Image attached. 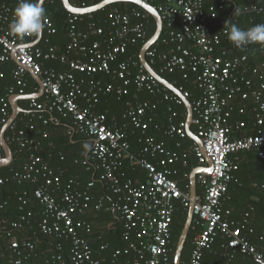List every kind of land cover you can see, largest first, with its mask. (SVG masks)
<instances>
[{
    "label": "built area",
    "instance_id": "built-area-1",
    "mask_svg": "<svg viewBox=\"0 0 264 264\" xmlns=\"http://www.w3.org/2000/svg\"><path fill=\"white\" fill-rule=\"evenodd\" d=\"M155 1L163 30L166 31L163 43L168 47L167 52L159 55L163 61L162 69L168 73L179 71L184 79L193 75L200 91V96L191 102L192 126L203 140L204 148L195 142L190 151L196 155L201 166L206 165L205 154L213 161L210 175H198V183L204 189L201 194L197 193L194 201L191 226L196 234L191 255L185 264H202L205 252L219 237L224 239L222 247L228 251L226 256L229 261L236 252H240L255 264H264V250L252 241V235L256 234V228L251 225L253 207L239 222L229 220L224 213V204L231 199L230 184L240 168L238 153L253 150L264 159V128L255 135L235 137L239 130L247 126V122L232 120L236 99L240 97L249 101L255 126H264V61L252 65L247 53L231 55V49L251 48L255 44L236 47L228 38V26L224 25L215 32L211 30L209 22L219 19L238 0ZM245 1L252 4L249 6L254 14L252 22L257 15L264 17V0ZM14 8L15 5H4L0 11V71L1 64L14 60L15 53L22 66L18 65L13 71L15 84L11 92L17 91L20 95H25L29 86L26 68L40 76L44 99H30L29 112L47 111L51 115L68 118L72 124L70 134L81 133L89 138L92 158L101 170L100 179L108 182L113 197L99 195L94 198L88 192H80L73 187L76 185L74 180L63 187L61 174L55 177L54 168L38 153L40 141L30 136L26 129H18L15 122L9 127L11 134L6 141L15 145L19 152H26L28 159L21 168L0 176V188L10 181H44L33 193L43 210L38 228L48 236L69 240L72 245L68 258L59 255L45 257L49 264L106 263L105 258L94 256L84 234L91 232V226L80 221L78 215L92 209L99 211L109 201L123 222L124 239L134 252L131 264H172L174 215L179 204L188 209L191 205L190 192H184L179 181L172 177L179 174V169L173 166L178 162L186 166L189 153L173 150L150 134L152 119L147 117L150 110L156 109L161 101L175 100L178 104L184 101L178 95L171 96L168 88L129 54L131 46L146 39L149 14L139 10L122 12L115 9L106 24L91 21L84 28L78 26V22L83 20L82 15L72 14L68 18L69 43L65 51L58 52L54 48L46 50L27 43L32 36L20 38L12 35L8 26L13 19ZM44 23L49 34L57 32L50 18L44 19ZM222 23L225 24V19ZM151 47L146 57L154 61L158 51ZM261 49L264 51V45ZM49 61L60 62L66 69L45 67ZM107 77L112 81H106ZM179 89L184 97L189 99L193 96L190 91L182 87ZM132 90L136 95L147 92L158 97L156 101L129 100L122 115L141 133L139 141L143 148L139 153L132 151L118 118H108L106 113L97 110L103 95L127 96ZM10 107V99L0 96V157L3 153L1 131L12 115ZM240 111L244 112V109ZM177 115L178 112H173L174 117ZM39 118L45 124L58 120L55 116L44 119L40 115ZM186 126L187 121L172 122L166 133L170 137L185 138L188 135ZM29 129L35 132L36 126L31 124ZM43 137H47L46 132ZM125 159L145 169L146 179H123L125 173L120 171V167ZM187 176L184 174V177ZM94 185L92 181L88 186ZM255 185L258 186L257 183ZM21 200L24 204L28 203L25 196ZM0 204L1 207L7 204L1 194ZM31 215L32 212H29L15 222L7 219L0 221V230L6 232L9 243L3 264H43L38 261L40 254L36 252V244L32 240L14 238L13 229L21 228ZM259 238L264 240V231ZM120 253L117 250L113 256ZM229 261L223 264H230Z\"/></svg>",
    "mask_w": 264,
    "mask_h": 264
},
{
    "label": "trees",
    "instance_id": "trees-1",
    "mask_svg": "<svg viewBox=\"0 0 264 264\" xmlns=\"http://www.w3.org/2000/svg\"><path fill=\"white\" fill-rule=\"evenodd\" d=\"M74 5L79 7H89L100 3L103 0H70ZM18 0H0V11L4 5H17ZM155 7H158V3L155 0H148ZM85 4V5H83ZM252 5L250 2L245 0H238L235 5L220 15L219 19L211 20L209 25L213 32L222 28L227 24L222 23V19L225 21L230 20L231 23L237 24L239 27L247 29L256 24H264V17L257 15L255 20L252 22L251 17L254 15L249 6ZM45 17L44 19L50 18L57 27L55 34H49L44 28L42 39L36 46H40L46 50L54 48L58 52L65 51L68 43V18L72 15L65 6L62 0H46L44 3ZM240 10L239 15H235V9ZM119 10L122 12H132L139 10L143 13L147 12L140 6L128 3L118 2L94 12L93 14L82 15V21L78 22V26L84 28L91 21H96L99 24H106L109 19V15L113 10ZM148 34L144 41L140 42L135 46L129 48V54L133 55L134 59L140 61V52L142 47L148 42L157 30V24L155 19L149 15ZM166 34L165 29L163 30L160 39L152 45L151 49L156 48L158 51L157 57L154 61L147 57L152 67L164 78L172 82L176 87L183 88V90L190 91L192 97L189 98L191 102L200 96V91L197 88L195 77L191 75L188 79H184L182 74L177 71L175 73H168L162 69L163 61L159 58V55L167 52V46L163 43V38ZM38 39V35H34L27 39V43H34ZM249 54L250 63L252 65L261 64L264 61V51L261 49V44H255L251 48H241L238 50L231 49L230 54ZM18 65L14 60L1 64L0 71V96H5L8 99L12 95L17 94L11 92V87L15 84L13 77V71ZM45 67H55L59 70H65L66 66L62 65L57 61L46 62ZM97 77H103L97 75ZM27 79L29 86L26 89V94H36L39 92L40 87L33 76L28 72ZM106 81L111 82L110 78H105ZM171 96L176 94L170 89L167 90ZM158 97L142 92L135 94V90H132L130 95L118 96L116 94H107L101 97L100 102L97 105L99 112H104L108 115V118L116 116L118 118V124L122 127L126 138L131 143V149L134 153L141 152L143 144L139 141L140 131L136 130L122 115L126 111L127 101L132 99H151L156 101ZM44 96L38 98L43 100ZM82 102V99H79ZM29 100H20V105L25 112H21L15 124L18 129H26L28 134L32 137L37 138L41 145L38 149V153L44 157L50 166L54 168L56 174L55 177H59L61 174V184L63 187H67L70 184V180H74L76 190L80 192H88L97 198L99 195H106L109 198L113 197L111 190L108 188V182L100 179L101 170L98 168L97 161L92 158L91 146L89 138L81 133L70 134L69 130L72 128L71 121L68 118H63L59 115H51L47 111H41L32 113L30 111ZM249 101L238 97L236 99L235 110L233 111V121L244 120L247 122V126L239 130L234 136L243 135H255L259 132V129H263L264 126H255V117L250 107L248 106ZM172 108L170 111L169 108ZM244 112H241V109ZM12 114V107H10ZM178 112L176 117L173 116V112ZM43 115L44 119L51 118L52 116L57 117L58 120L49 121L45 124L42 119L39 118ZM151 118L150 122V134L154 135L158 140L164 141L165 144L180 153L188 152V164L186 166L178 162L173 168L179 169V174L173 175L172 177L179 181L180 187L184 192H190V174L191 172L201 166L196 155L190 151L191 147L195 144V141L187 135L185 138L170 137L166 131L169 125L174 123H180L181 121H187V108L185 103L178 104L175 100L161 101L154 110H150L147 115ZM34 124L36 131L31 132L29 126ZM192 130L195 132V127L192 126ZM47 133V137H43V133ZM11 134V129L6 132V137ZM88 145L85 148V145ZM14 151V160L11 165L6 167L0 166V176H5L11 173L12 170L21 168L22 164L28 159L26 152H19L15 145H10ZM2 156H5V150L2 147ZM52 155V158H49ZM240 157V168L235 172L234 178L230 184L229 192L231 195L230 201L224 204V212L232 209L234 215L229 216V220H241L244 214L251 210L253 207L251 225L256 228V234L252 235V241L256 244L260 250H264V240H260L259 235L264 231V159L259 158L257 152L243 151L238 153ZM63 170V172L61 171ZM120 171L125 173L123 179H139L145 180L147 177L146 170L141 166L133 165L128 159L122 161ZM187 174V177H184ZM94 182L93 187H89L90 182ZM41 179L38 183L31 181L16 182L10 181L3 184L0 188V194L3 200L7 201V204L1 207L0 204V221L7 219L9 222H15L22 219L23 216L28 215L32 212V215L24 221L21 228L13 229L14 238L23 240L29 239L36 244V252L40 254L38 261L43 264H49L45 257H51L53 255H59L65 258L69 257V252L72 248L71 242L65 238H55L48 236L40 231L38 228V222L43 217V210L38 206L36 199L34 198V190L43 185ZM257 183L258 186H255ZM204 187L198 183L197 193L201 194ZM25 196L28 199V203L24 204L21 198ZM253 196H257L258 199H253ZM189 209L179 204V208L175 212L173 221V232H172V243H171V262L174 264V256L177 248L179 238L184 229ZM226 216V215H225ZM227 218V216H226ZM78 219L91 226L90 233H84L88 238L94 256L96 258H105V264H131L134 252L130 249L128 241L124 239V225L114 209L113 204L109 201L99 211L90 210L85 214H79ZM195 223V222H194ZM193 223V224H194ZM84 231V230H82ZM196 231L191 226L188 234L187 241L182 254V264H185L191 255L193 249V239ZM224 239L219 237L213 244L210 250L205 252L202 264H223L228 262L226 253L228 252L222 247ZM9 243L6 237V232L0 230V263L3 264L5 260L4 255L7 253V247ZM117 250L121 253L116 257L113 256ZM230 264H255V262L245 256L242 253L234 254V257L229 261Z\"/></svg>",
    "mask_w": 264,
    "mask_h": 264
},
{
    "label": "water",
    "instance_id": "water-1",
    "mask_svg": "<svg viewBox=\"0 0 264 264\" xmlns=\"http://www.w3.org/2000/svg\"><path fill=\"white\" fill-rule=\"evenodd\" d=\"M45 1L46 0H44V3ZM62 1L64 3L65 8L69 12H71L72 14H78V15L93 14L94 12L103 9L107 7L108 5L118 3V2H128V3H133V4L140 6L149 15H151L155 19L156 24H157V30L155 34L152 36V38L148 42H146L145 45L142 47L141 52H140V61L142 65L146 68V70L151 75H153L162 85H164L165 87H167L168 89H170L176 95H178L180 98L183 99L185 106L187 108V126H186L187 133L200 147L204 148L203 140L192 130L193 107H192L190 100L184 97L183 92L178 87H176L172 82H170L169 80L161 76L148 62L147 57H146L147 50L159 40L162 34V31H163V21H162V18H161V15L158 9L153 4H151L150 2L146 0H103L100 3L95 4L93 6H89V7L76 6L70 0H62ZM43 32H44V29L42 33L39 35V38L43 36ZM13 56H14V60L19 65L22 66L21 62L17 59V56L15 53ZM26 69L32 74V76L35 78V80L40 85V91L36 94H26V95L15 94L11 96L10 102L12 106V115L1 131V141H2L3 148L5 150V156L0 157L1 167H6V166L11 165V163L14 160V151L11 148V146L8 144V142L6 141V132L9 129V127L15 122L18 115L24 111L23 108L19 104V100L39 98L43 94V88H42V82H41L40 76L34 74L33 70L29 68H26ZM205 157H206V165L195 168L190 174L191 205L189 208V212H188V216H187L184 229L182 231V234L177 244V248H176V252L174 256V264H182L183 250H184L185 243L187 241L188 234H189V231L191 229V225L194 219L193 205H194L195 198L197 196L198 175L199 174L210 175L213 169V161L211 157L208 154H205Z\"/></svg>",
    "mask_w": 264,
    "mask_h": 264
},
{
    "label": "clouds",
    "instance_id": "clouds-1",
    "mask_svg": "<svg viewBox=\"0 0 264 264\" xmlns=\"http://www.w3.org/2000/svg\"><path fill=\"white\" fill-rule=\"evenodd\" d=\"M44 0H18L13 9V19L9 23V31L12 35L23 38L25 36L40 35L45 28ZM235 15L240 14L238 8ZM228 25V38L236 47H243L248 44L264 45V24H256L244 29L237 24L225 21ZM88 145H85L87 148Z\"/></svg>",
    "mask_w": 264,
    "mask_h": 264
},
{
    "label": "crops",
    "instance_id": "crops-1",
    "mask_svg": "<svg viewBox=\"0 0 264 264\" xmlns=\"http://www.w3.org/2000/svg\"><path fill=\"white\" fill-rule=\"evenodd\" d=\"M41 39H42V37L41 38H39V35H38V39L33 43V44H37V43H39L40 41H41ZM15 61V60H14ZM15 63L17 64V65H19L16 61H15ZM29 72V71H28ZM30 73V72H29ZM31 74V73H30ZM32 75V74H31ZM34 78V77H33ZM35 79V78H34ZM38 83V82H37ZM39 87H40V85H39ZM40 91V90H39ZM26 95V94H25ZM13 96V95H12ZM11 98V97H10ZM23 100H30V99H23ZM19 104H20V100H19ZM21 106V105H20ZM12 107V106H11ZM23 110H24V108H23ZM26 110H24L23 112H25ZM49 158L51 159L52 158V155H49ZM198 179V178H197ZM198 181V180H197ZM254 185H255V183H254ZM256 186V185H255ZM253 199H258V197L257 196H253ZM225 215L227 216V218L229 217V216H232V215H234V211L232 210V209H229V210H226L225 212ZM242 220V219H241ZM241 220H234V221H236V222H239V221H241ZM236 253H238V252H236ZM240 253V252H239Z\"/></svg>",
    "mask_w": 264,
    "mask_h": 264
},
{
    "label": "bare ground",
    "instance_id": "bare-ground-1",
    "mask_svg": "<svg viewBox=\"0 0 264 264\" xmlns=\"http://www.w3.org/2000/svg\"><path fill=\"white\" fill-rule=\"evenodd\" d=\"M148 60V59H147ZM149 62V61H148ZM188 99V98H187ZM191 102V101H190ZM2 157H4V156H2Z\"/></svg>",
    "mask_w": 264,
    "mask_h": 264
}]
</instances>
